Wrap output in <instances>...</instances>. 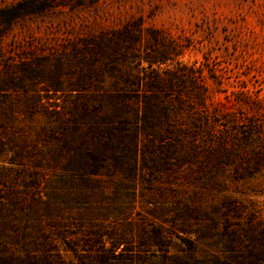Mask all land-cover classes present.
Listing matches in <instances>:
<instances>
[{
	"label": "trees",
	"instance_id": "obj_1",
	"mask_svg": "<svg viewBox=\"0 0 264 264\" xmlns=\"http://www.w3.org/2000/svg\"><path fill=\"white\" fill-rule=\"evenodd\" d=\"M147 33L164 48L134 26L83 42L27 77L40 92L0 79V264H264L263 154L233 145L195 69H152L172 40Z\"/></svg>",
	"mask_w": 264,
	"mask_h": 264
},
{
	"label": "rangeland",
	"instance_id": "obj_2",
	"mask_svg": "<svg viewBox=\"0 0 264 264\" xmlns=\"http://www.w3.org/2000/svg\"><path fill=\"white\" fill-rule=\"evenodd\" d=\"M21 4L28 13L8 26L0 21L1 80L10 77L40 92L47 83L27 77H51L83 42L134 26L141 42L157 51L164 47L147 33L157 31L172 47L169 60L152 69H195L205 83L208 109L233 145L264 156V0H0V13ZM256 167L246 194L255 216L264 217V161Z\"/></svg>",
	"mask_w": 264,
	"mask_h": 264
}]
</instances>
